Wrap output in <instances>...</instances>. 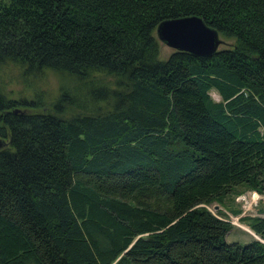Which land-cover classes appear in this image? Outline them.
I'll return each mask as SVG.
<instances>
[{
    "label": "trees",
    "instance_id": "16d2710c",
    "mask_svg": "<svg viewBox=\"0 0 264 264\" xmlns=\"http://www.w3.org/2000/svg\"><path fill=\"white\" fill-rule=\"evenodd\" d=\"M190 16L233 44L160 60ZM7 64L76 89L0 92V264H264V212L240 244L203 208L264 188V0H0Z\"/></svg>",
    "mask_w": 264,
    "mask_h": 264
},
{
    "label": "rangeland",
    "instance_id": "374dc122",
    "mask_svg": "<svg viewBox=\"0 0 264 264\" xmlns=\"http://www.w3.org/2000/svg\"><path fill=\"white\" fill-rule=\"evenodd\" d=\"M219 39L221 44L218 50L229 48L233 44V39L221 35H219ZM157 42L159 59L166 60L173 50L158 40ZM75 89L76 84L72 79L48 70L25 74L21 67L12 64L0 68V92L11 99H38L46 110L58 100L62 92H68L70 96ZM210 96L216 102L221 100L214 91L210 92ZM258 189H253L247 185L237 186L222 203L203 206L213 215L222 213L229 219L233 228L227 235L228 243L246 244L255 238L250 228L243 224L241 219L257 217L264 212V188Z\"/></svg>",
    "mask_w": 264,
    "mask_h": 264
},
{
    "label": "water",
    "instance_id": "95a60500",
    "mask_svg": "<svg viewBox=\"0 0 264 264\" xmlns=\"http://www.w3.org/2000/svg\"><path fill=\"white\" fill-rule=\"evenodd\" d=\"M155 36L171 50L195 57H211L221 44L218 32L197 16L164 20L156 27Z\"/></svg>",
    "mask_w": 264,
    "mask_h": 264
}]
</instances>
